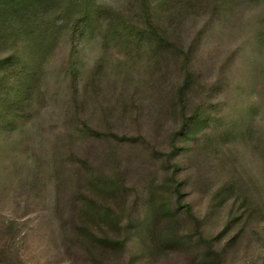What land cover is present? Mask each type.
<instances>
[{
	"label": "rangeland",
	"instance_id": "374dc122",
	"mask_svg": "<svg viewBox=\"0 0 264 264\" xmlns=\"http://www.w3.org/2000/svg\"><path fill=\"white\" fill-rule=\"evenodd\" d=\"M0 264H264V0H0Z\"/></svg>",
	"mask_w": 264,
	"mask_h": 264
},
{
	"label": "trees",
	"instance_id": "16d2710c",
	"mask_svg": "<svg viewBox=\"0 0 264 264\" xmlns=\"http://www.w3.org/2000/svg\"><path fill=\"white\" fill-rule=\"evenodd\" d=\"M147 22L149 24V29H150L149 33H151L153 36H155L158 39H160V41H162V40L164 41L165 40L164 37L160 33H158L157 29L155 28V26L153 25V23L151 22V20L149 18H148ZM178 134L181 135V132H179ZM174 146H175V144H174ZM179 184L180 183H178V181L175 180L174 190H175V193L178 196L181 195V191H180ZM111 187L112 188H115L113 180H107V179L104 180L103 179L101 181L96 182V184H95V191H96V193H100V194H103L104 195L105 193H107V192L110 191ZM90 199L93 200L94 197H91ZM105 239L106 240H109V241H112L113 240L112 238H107V237H105Z\"/></svg>",
	"mask_w": 264,
	"mask_h": 264
}]
</instances>
